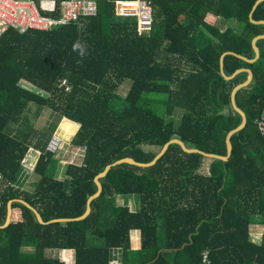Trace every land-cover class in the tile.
<instances>
[{"label": "trees", "instance_id": "obj_1", "mask_svg": "<svg viewBox=\"0 0 264 264\" xmlns=\"http://www.w3.org/2000/svg\"><path fill=\"white\" fill-rule=\"evenodd\" d=\"M116 1L98 0L95 15L48 30L10 26L0 35L1 224L13 198L45 221L82 215L107 164L126 156L148 162L174 137L226 154V135L242 121L231 92L249 74L225 78L220 56L255 57L252 39L264 23L250 13L264 19V0L254 9L257 0H148L153 21L145 33ZM257 45L254 61L224 55L227 75L253 72L235 95L247 122L232 134L227 160L173 142L151 165H113L77 220L40 223L14 201L20 216L0 227V264H66L61 249L74 250V264H264V37ZM44 115L79 123L71 143L84 148L80 163L63 164L46 149L56 124ZM30 147L40 154L26 188ZM118 195H135L138 207ZM255 226L263 227L258 240Z\"/></svg>", "mask_w": 264, "mask_h": 264}, {"label": "built area", "instance_id": "obj_2", "mask_svg": "<svg viewBox=\"0 0 264 264\" xmlns=\"http://www.w3.org/2000/svg\"><path fill=\"white\" fill-rule=\"evenodd\" d=\"M116 5L119 14L136 16L139 33L151 29L153 7L150 1L117 0ZM97 10L98 0H62L60 4L57 0H0V35L10 26L21 32L30 28L48 30L58 24L76 21L82 16L95 15ZM56 12L59 14L55 15ZM258 125L264 135V114L258 119ZM62 143V137L53 133L46 149L57 154Z\"/></svg>", "mask_w": 264, "mask_h": 264}, {"label": "water", "instance_id": "obj_3", "mask_svg": "<svg viewBox=\"0 0 264 264\" xmlns=\"http://www.w3.org/2000/svg\"><path fill=\"white\" fill-rule=\"evenodd\" d=\"M262 0H257L253 6V9L257 6L258 3H260ZM252 13H250V20L252 22H255V23H264V19H260V20H256L252 17L251 15ZM264 37V33L263 34H259L257 36H255L253 39H252V46H253V49L255 51V57L254 58H248L244 55H241V54H238L236 52H233V51H225L222 53V55L220 56V68H221V73L225 76V78H231L233 77L236 73H238L239 71H243V70H246L248 72V77L245 81L237 84L232 92H231V104L233 106V108L238 111L242 117V121L241 123L236 126L235 128L231 129L227 135H226V149H227V152L225 155H222V154H217V153H211V152H207V151H204L202 149H199L197 147H188L183 140H181L180 138L178 137H174V138H171L169 141H167L163 146L162 148L160 149V151L155 155V157L148 161V162H142V161H138L136 160L135 158L131 157V156H126V157H122V158H119L115 161H113L112 163H109L105 166V168L100 171L95 177H94V181L97 185V191L94 192L93 194L89 195L88 196V199H87V205H86V210L85 212L80 215V216H77V217H60V218H53V219H50L48 221H45L42 217V215L40 214V212L33 206L31 205L28 201H26L25 199L23 198H13V199H10L8 200L7 202V214H6V219H5V222L3 224L0 223V227H4L6 225L9 224V222L11 221V212H12V203L14 201H18V202H21L22 204L26 205L27 207H29L35 214L37 220L40 222V223H49V222H54V221H69V220H77V219H82L84 218L85 216H87V214L90 212L91 210V201L93 198H95L96 196H98L101 191H102V183L100 181V177L104 176L108 170L110 169L111 166L113 165H116V164H119V163H122V162H128V163H131V164H135L137 166H148V165H151L153 163L156 162V160L158 158H160L165 152L166 150L168 149L169 145L173 142H176L178 143L182 149L186 152H196V153H200L202 154L203 156L205 157H208V158H219V159H222V160H227L228 157L230 156L231 152H232V141H231V136L233 133L237 132L238 130H240L242 127H244V125L246 124L247 122V116H246V113L245 111L238 106V104L236 103V100H235V95H236V92L239 88L247 85L253 78V72L250 68H245V67H242V68H239L237 70H235V72L231 75H227L224 70H223V59H224V55L227 54V53H233L239 57H241L242 59L246 60V61H254L255 59H257L260 55V49L257 45V40L259 38H263Z\"/></svg>", "mask_w": 264, "mask_h": 264}, {"label": "crops", "instance_id": "obj_4", "mask_svg": "<svg viewBox=\"0 0 264 264\" xmlns=\"http://www.w3.org/2000/svg\"><path fill=\"white\" fill-rule=\"evenodd\" d=\"M208 17L211 18L212 20H215V21L217 20L216 16H214L212 14H208ZM21 84L26 88L38 91V89L36 87L28 84L27 82L22 81ZM62 118L59 119L60 121H55V119H57L56 115H54L52 117L50 115V118L48 119V122H50V123L53 121L55 122L56 125H55V129L53 132L59 134L63 139L62 147L60 149V154L58 156L61 158V162L63 164L71 163V162L80 163L82 160L83 153L81 154V150L79 152L78 149H80L81 147L75 146L71 143V140H72L74 134L76 133V131L79 127V123L72 121L70 119H67L66 117L64 120H62ZM67 148H72V151H69V152H71V154H69V155L66 154V151L63 152V150H65ZM30 149H33V151L29 150L28 151L29 153L27 152L25 157L22 160V164L24 166L23 171H24V174L26 175V178L28 176V173L33 172L34 165H35V163L38 159V156L40 154V151L38 149H36L34 147H30ZM78 152H79L80 157H79V155H77ZM79 158H80L79 162L71 160V159L76 160ZM29 164L30 165L32 164V166L30 167L32 169L31 171L28 170L29 168H26V166L29 167L28 166ZM117 198L121 204L126 203L130 206L131 209L137 208L139 205L138 199L135 195H129V196L118 195ZM19 216H20V211L18 209L12 208V212H11V216H10L11 220H16L19 218ZM131 238H132V246L134 248H138L140 246V231L138 229L133 230ZM58 254H59V257L63 261H65L66 264H74V250L73 249H61V250H59Z\"/></svg>", "mask_w": 264, "mask_h": 264}, {"label": "rangeland", "instance_id": "obj_5", "mask_svg": "<svg viewBox=\"0 0 264 264\" xmlns=\"http://www.w3.org/2000/svg\"><path fill=\"white\" fill-rule=\"evenodd\" d=\"M127 86H124V89L126 88ZM43 119H49V117L48 116H46V115H44V117H43ZM65 119V117H63L62 118V120H64ZM60 121V120H59ZM82 148V147H81ZM78 149L79 150V152H80V150H81V154L84 152V148H82V149ZM29 150L30 151H33V149H30L29 148ZM28 150V151H29ZM64 151H66V154H71V152H69V151H72V148H67V149H65V150H63V152ZM79 152H78V154L77 155H79ZM29 153V152H28ZM60 154V150H59V152L56 154V155H59ZM67 155V156H68ZM73 156V155H72ZM79 157H80V155H79ZM71 160H74V161H77V162H79L80 161V158L79 159H71ZM208 162H209V159H205V162H204V167L203 168H207V166H208ZM26 164V163H25ZM26 166V165H25ZM29 167H27L26 166V168H29L28 170L29 171H31L32 169L30 168L31 166H32V164L30 165H28ZM37 178V174L36 173H34V172H30V173H28V176H27V178H26V183H25V186H26V188H28L30 185H29V183L31 182V181H33V180H35ZM263 230V227L262 226H255V227H252V229H251V231H252V233H251V236H252V238L254 239V240H258L259 238H260V236H261V231Z\"/></svg>", "mask_w": 264, "mask_h": 264}, {"label": "clouds", "instance_id": "obj_6", "mask_svg": "<svg viewBox=\"0 0 264 264\" xmlns=\"http://www.w3.org/2000/svg\"><path fill=\"white\" fill-rule=\"evenodd\" d=\"M54 133V132H53Z\"/></svg>", "mask_w": 264, "mask_h": 264}]
</instances>
